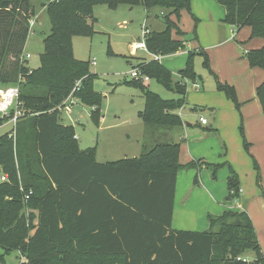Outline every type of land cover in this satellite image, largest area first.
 <instances>
[{
  "label": "trees",
  "instance_id": "16d2710c",
  "mask_svg": "<svg viewBox=\"0 0 264 264\" xmlns=\"http://www.w3.org/2000/svg\"><path fill=\"white\" fill-rule=\"evenodd\" d=\"M217 1L226 9L223 23L248 27L251 39H264V0ZM35 2L45 9L51 33L44 40L41 66L30 69L22 59ZM98 5L112 10L143 6L148 12L161 8L167 28L162 32L146 28L148 52L170 56L185 48L187 41L174 40L173 32L185 36L179 22L182 12L191 10V0H0V87H20L25 113L13 133L0 137V178H9L0 182V264L16 251L25 258L20 264H90L93 258L109 264H248L244 260L249 254L255 255L252 264H264L256 227L246 211L210 214L206 232L172 228L178 173L202 163L216 177L222 166L181 164V144L170 138L183 126L178 111L186 104L187 83L197 79L193 56L204 55L209 67L206 53L192 52L178 81L154 58L144 64L145 75L178 97L163 99L136 82L145 102L139 117L152 143L143 147L140 157L98 163L95 149L81 150L74 128L61 124L57 108L80 80L74 96L97 108L91 117L100 124L102 98L93 89L91 63L78 61L73 53L75 37L93 34ZM246 59L251 69L264 70V46L250 50ZM219 87L240 107L233 87L222 83ZM256 98L264 113V81ZM4 122L9 119L0 116V125ZM244 143L248 148L246 139ZM228 168L227 200L232 201L240 198L241 183Z\"/></svg>",
  "mask_w": 264,
  "mask_h": 264
},
{
  "label": "rangeland",
  "instance_id": "374dc122",
  "mask_svg": "<svg viewBox=\"0 0 264 264\" xmlns=\"http://www.w3.org/2000/svg\"><path fill=\"white\" fill-rule=\"evenodd\" d=\"M34 4L36 14L31 19H34L35 26L30 31L24 53L30 55L27 60L30 69L41 66L40 58L45 50L44 40L51 33V24L45 9L43 10L37 2ZM224 15L225 8L217 0H191V10L183 11L179 22L185 36L181 37L173 32L174 40L187 41L184 43L185 48L174 55L158 56L160 59L157 60L143 50L134 55L131 47L133 43L145 40L146 28L151 32L166 30L161 8L155 7L148 12L143 6H120L115 10L106 5L96 6L93 34L75 37L73 53L78 61L87 64L96 62L95 66L89 64V73L94 76V91L102 98L100 111L104 121L101 123V117L98 125L89 115L90 106L79 103L73 107L70 116L64 111L61 112L60 119L63 126L74 128L81 150L95 149L98 163L106 164L140 157L143 147L152 143L147 140L146 126L139 117L145 102L142 88L136 82L148 87L163 99H176L178 96L155 79L145 84L137 81L131 76L132 68L144 71V64L155 58L173 73L174 80L177 81L182 79L178 73L186 67L189 55L203 51L208 55L209 67L205 65L204 55L196 53L193 56L192 65L197 79L187 83L186 104L178 112L184 125L175 129L170 138H175L174 141L181 144V164L196 160L222 165L216 177L212 175V169H202V163L196 164L197 169H194L196 176L199 172L200 183L196 188L200 191L197 192L209 207L205 222L210 214L221 215L225 211H240L243 206L255 224L264 254V164L262 166L254 154L258 149H263L256 142H253L252 146L250 139L253 137L252 126L255 119L252 117V111L248 114L242 104L243 100L256 97L263 73L260 70L251 73L245 56L247 47H252L253 43L246 45L249 39L248 27L235 33L237 37L234 44L238 46L239 56L238 52L232 56L228 55V52L221 53L222 50L214 51L209 48L220 42L219 36L213 30L211 19H221ZM227 37L232 40L230 34H227ZM214 38L217 41L214 42ZM259 39L261 38L254 40ZM219 83L228 84L235 89L240 107L220 89ZM200 116L207 119V126L199 124ZM13 129L12 123H2L0 137L13 133ZM244 139L249 144L248 148ZM228 165L239 177L243 200L225 201L229 195L227 184L231 176ZM187 171L189 170L182 173ZM246 258L254 261L255 255L249 254ZM22 260L21 254L16 251L6 256L4 264H20ZM90 264L109 262L93 258Z\"/></svg>",
  "mask_w": 264,
  "mask_h": 264
},
{
  "label": "crops",
  "instance_id": "0c3cea01",
  "mask_svg": "<svg viewBox=\"0 0 264 264\" xmlns=\"http://www.w3.org/2000/svg\"><path fill=\"white\" fill-rule=\"evenodd\" d=\"M225 15H226V9H225ZM224 16L221 19H215V18L211 19L213 30H215V33L219 36L220 42H219V44H215L214 46H210L209 48H212L214 51L222 50L221 53L228 52V55L235 56L237 54L236 52H238V46L236 44H234V40L237 37V35H235V33H238L240 31V29L237 30V28L223 23L222 19L224 18ZM227 29H229L228 32H227ZM215 33H214V36H216ZM227 34H230V36L232 37V40H230V38L227 37ZM247 38H249V39H248V41H247L248 43L246 45H249L252 42L253 43H252V47L250 45L247 47V49L245 51V56H246V53H248L250 50L261 49L264 46V39H259L258 41L251 39V29L250 28H249V32L247 33ZM215 41H217V40L214 38V42ZM131 50H132V47H131ZM133 52L134 51L132 50V53ZM133 54L135 55V54H137V52H134ZM237 56H239V52H238ZM255 70L262 71L263 75L260 78H261V82H263L264 81V70H262V69H251V73H252V71H255ZM259 83H257V85ZM76 103L82 104L79 100L76 101ZM242 104L245 105L244 109L248 114L250 111H252V117L255 119L253 126H252L253 137H251L250 140L252 142V146H253V142L254 143L256 142L258 145H261L263 151L258 149V151L255 152L254 154H255L257 160L263 166V164H264V113H263L261 105H260V103L256 97L253 99L252 98L251 99H245V100H243ZM91 110H92V108L90 107L89 113ZM200 117H204V116H200ZM103 121H104V119L102 117L101 123ZM199 124L201 126H207L209 124V122L207 125H202L200 123V118H199ZM254 136H256V137H254ZM77 139L79 141L78 136H77ZM259 153H261V154H259ZM193 161H196V160H193ZM213 161H215V160H213ZM184 162H185V160H184ZM202 169H206V168L203 167ZM183 171H185V170L180 171L178 173V176H177L172 228L174 230L187 229V230H191V231H195V232H202L206 229H209V221L205 222V216L208 213L209 207L207 206L206 203H204L200 199L199 193L197 192L200 190H197L196 186H198V185L195 184V178H196V173H197L196 170H189V171L185 172V174L182 173ZM237 200H243L242 193H241L240 198ZM225 201L230 202L227 199ZM232 201H236V200H232ZM241 207H242V210L244 211L245 210V209H243L244 207L243 206H241ZM242 210H240V211H242ZM249 212H250V214H252L250 210H249ZM252 217H253V214H252Z\"/></svg>",
  "mask_w": 264,
  "mask_h": 264
},
{
  "label": "built area",
  "instance_id": "2783aa9c",
  "mask_svg": "<svg viewBox=\"0 0 264 264\" xmlns=\"http://www.w3.org/2000/svg\"><path fill=\"white\" fill-rule=\"evenodd\" d=\"M35 26V21L34 19L30 20L29 22V28L30 31L33 29ZM148 34V31L145 29L144 31V41L134 43L132 44V50L134 52H137L139 50H143L145 52H148L147 46H146V36ZM157 60L160 59L158 56H154ZM30 58L29 54H25L23 59L24 61H27ZM154 58V59H155ZM91 65L95 66L96 62L93 61L91 62ZM131 76L136 79L137 81H141L142 83H146L150 81V77L145 75L143 71L140 69H133L131 72ZM82 80L78 81L74 90L70 94V96L66 99V101L59 106L57 109L61 112L67 113L69 116L73 113V107L76 105V101H78L77 98H75L74 94L76 91H78L81 87ZM20 98V87L19 86H12V87H0V116L2 118H7L9 119V122L13 124L14 128L17 125V122L20 120L21 117L25 115V113L21 110V104L19 101ZM92 110L89 113L91 116L92 112H94L97 108L96 107H91ZM13 112V114H12ZM200 123L202 125H207L208 121L204 117H200ZM77 139V136L75 137ZM9 178L7 175H2L0 178V182H8ZM21 190L24 191L23 186L21 185ZM33 194V191H30L29 194L25 196V200L28 201L30 199V196ZM23 260L21 261L24 262L25 258L23 255H21ZM241 258H239L240 260ZM248 264H252V261L245 259Z\"/></svg>",
  "mask_w": 264,
  "mask_h": 264
}]
</instances>
